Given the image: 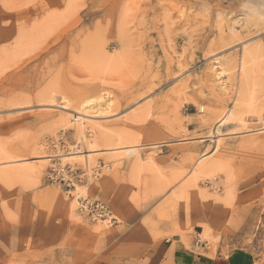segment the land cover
<instances>
[{
	"label": "rangeland",
	"instance_id": "obj_1",
	"mask_svg": "<svg viewBox=\"0 0 264 264\" xmlns=\"http://www.w3.org/2000/svg\"><path fill=\"white\" fill-rule=\"evenodd\" d=\"M239 18L237 0H0V264L219 244L264 264V30Z\"/></svg>",
	"mask_w": 264,
	"mask_h": 264
},
{
	"label": "crops",
	"instance_id": "obj_2",
	"mask_svg": "<svg viewBox=\"0 0 264 264\" xmlns=\"http://www.w3.org/2000/svg\"><path fill=\"white\" fill-rule=\"evenodd\" d=\"M225 244H219L215 255L213 251H207L203 257H195L187 253L186 250L175 248L172 250L174 264H254L253 259L238 250H233L225 256ZM152 256L153 254H149ZM136 264V263H134ZM138 264V263H137Z\"/></svg>",
	"mask_w": 264,
	"mask_h": 264
},
{
	"label": "clouds",
	"instance_id": "obj_3",
	"mask_svg": "<svg viewBox=\"0 0 264 264\" xmlns=\"http://www.w3.org/2000/svg\"><path fill=\"white\" fill-rule=\"evenodd\" d=\"M237 11L242 27L264 30V0H237Z\"/></svg>",
	"mask_w": 264,
	"mask_h": 264
},
{
	"label": "bare ground",
	"instance_id": "obj_4",
	"mask_svg": "<svg viewBox=\"0 0 264 264\" xmlns=\"http://www.w3.org/2000/svg\"><path fill=\"white\" fill-rule=\"evenodd\" d=\"M221 10V9H220ZM234 40V39H233ZM231 45V44H230ZM241 59H242V57H241ZM251 59V54L249 53V52H246V53H244V55H243V61H242V67H241V74H242V76H243V80H242V82H243V85L245 84V83H247V80H248V77H249V73H248V71H247V65H248V63H249V60ZM240 62V61H239ZM196 78V77H195ZM242 84V83H241ZM244 89H246V87L244 88ZM241 90V89H240ZM78 114V113H77ZM81 116H82V118L80 119V120H82L83 122L85 121V119H87L88 118V116L86 115V114H80ZM228 115H230V113L228 114ZM228 117V116H227ZM219 119H218V123L220 124V127L227 121V119H226V115H224V116H219L218 117ZM79 120V119H78ZM82 122V125H80V126H76L73 130H74V133L75 134H79V135H81L82 137H84V135H85V133H86V127H85V122L83 123ZM210 135H214V133H211ZM219 135V134H218ZM215 140V139H214ZM138 147V146H137ZM205 156V155H204ZM203 157V156H202ZM203 161V159H200L199 160V162H198V164H201V162ZM207 166H202V167H200L199 168V171H198V174H197V176L198 175H201V174H203L204 173V171L207 169L206 168ZM175 196H176V198H179V195L178 194H175ZM171 213V212H170ZM174 213H176V212H174ZM158 216L160 217V218H162V214L161 213H159L158 214ZM153 219V218H152ZM167 220V219H166ZM165 221V220H164ZM172 221V220H171ZM163 224H164V222H162ZM203 225H204V223H202ZM162 225V224H161ZM165 225H166V222H165ZM206 229H207V227L206 226H204Z\"/></svg>",
	"mask_w": 264,
	"mask_h": 264
},
{
	"label": "built area",
	"instance_id": "obj_5",
	"mask_svg": "<svg viewBox=\"0 0 264 264\" xmlns=\"http://www.w3.org/2000/svg\"><path fill=\"white\" fill-rule=\"evenodd\" d=\"M80 210L84 214L88 216L91 215L95 219L97 218L107 219L110 217V211L108 207L101 202L89 203L88 201H83L81 203Z\"/></svg>",
	"mask_w": 264,
	"mask_h": 264
}]
</instances>
